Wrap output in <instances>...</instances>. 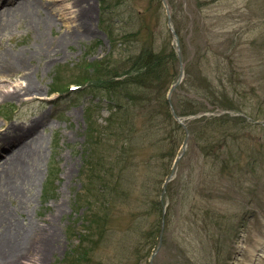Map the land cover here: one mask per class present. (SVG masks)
Returning a JSON list of instances; mask_svg holds the SVG:
<instances>
[{"label": "rangeland", "instance_id": "obj_1", "mask_svg": "<svg viewBox=\"0 0 264 264\" xmlns=\"http://www.w3.org/2000/svg\"><path fill=\"white\" fill-rule=\"evenodd\" d=\"M183 1L188 16L181 12L179 21L187 49L180 61L184 70L194 68L200 82L204 77L212 79L214 90L226 92V99L222 98L225 104L216 102L217 98L208 101V95L202 97L209 110L204 115L214 117L217 113L221 120L208 126L209 133L203 139L191 137L187 155L177 163L183 151L180 148L170 173L176 166L170 182L177 181L173 197L178 191V200L171 202L168 178L151 184L154 190L160 184L162 192L156 194L160 191L166 207L160 249V237L151 254L147 240L140 244L129 237L127 229L113 231L91 264H151L158 249L155 264H249L260 253L251 249L257 247L256 236L264 234V0ZM41 2L42 13L55 18L53 26L41 29L13 18L12 27L0 34V177L17 146L16 137L26 135L28 127L38 132L42 159L36 158L38 153L33 150L27 151L33 155L32 162L35 158L41 162L37 183H28L20 196L12 193L4 205L15 211L18 220L37 230L27 250L31 254L18 264H67L72 249L81 241H89L82 248L92 243L86 235L91 232L88 228L93 226V215L98 214L87 190V148L90 114L101 123L109 111L105 107L108 96L100 87L95 67L112 50L102 22H111L115 32L128 40L125 53L118 51L120 56L130 53L133 40L138 45L137 38L128 36L138 27L142 44L158 50L171 41L170 37L176 46L177 40L168 23V0H163V9L151 7L150 0H136L135 5L131 1L127 13L134 6L147 11L142 18H134V23L115 22L116 15L104 12L102 0ZM87 11L91 19L82 37L67 42L52 58L39 55L41 33L47 40L62 37L80 23L76 13ZM36 17L41 18V11ZM20 55L27 58L39 88L8 95L9 91H20L24 73L3 72V68ZM197 117L180 118L187 124ZM183 127L187 131L188 127ZM158 160L153 157L151 163L155 172L163 167ZM125 207L115 228L127 224L130 207ZM159 218L155 215L148 222Z\"/></svg>", "mask_w": 264, "mask_h": 264}, {"label": "trees", "instance_id": "obj_2", "mask_svg": "<svg viewBox=\"0 0 264 264\" xmlns=\"http://www.w3.org/2000/svg\"><path fill=\"white\" fill-rule=\"evenodd\" d=\"M131 1L135 5L136 0H102V5L104 12L116 15L115 22L130 20L134 23V18H142L147 11L134 6V12L131 10L129 13V10L127 13L131 9ZM171 1L173 6L168 0L170 12L180 35L181 53L185 54L186 40L180 28L179 14L182 12L183 16L188 15L184 11L183 0ZM150 6L163 9L164 3L163 0H150ZM102 27L111 40L112 50L95 67L100 87L108 96L105 107L109 111L101 123L90 114L87 148V190L94 199L92 206L98 210V214L93 215V226L88 228L91 232L88 231L86 235L91 237L92 243L89 247L82 248L89 241H81L79 247L72 249L67 264H91L101 245L109 242V235L113 231L123 232L124 229H127L129 237L136 238L139 243L147 240L152 254L161 236L165 208L159 198L160 184H157L159 187L155 190L152 186L160 179L162 182L166 181L187 137V131L173 114L168 97L172 85L180 76L178 46L171 37V41L166 42L159 50L154 45L142 44L141 28L138 27L128 35L137 38L138 45L133 40L130 53L120 56V52L125 53L129 45L125 35H118L111 27V22H106V19L102 22ZM199 78L200 75L194 68L186 67L185 78L172 95L178 116H199L187 123L190 139H203L209 133L208 126L221 120L217 113L214 117L204 115L209 110L208 103L202 102L206 101L203 98L208 95V101L217 98L216 102L222 100V103V98L226 99L225 91L217 92L213 89L212 79L204 77V82H200ZM158 151L160 154L156 155ZM153 157L163 162L160 172L153 171ZM176 183L175 179L168 183L171 202L178 200V191L173 197ZM158 190L159 196L156 194ZM123 207L131 208H128L130 216L126 215L127 224L115 228L114 225L124 214ZM154 214H159L160 218L149 223ZM119 242L122 244V240L119 239Z\"/></svg>", "mask_w": 264, "mask_h": 264}, {"label": "bare ground", "instance_id": "obj_3", "mask_svg": "<svg viewBox=\"0 0 264 264\" xmlns=\"http://www.w3.org/2000/svg\"><path fill=\"white\" fill-rule=\"evenodd\" d=\"M44 5L41 0H0V34L5 30L12 27L14 21L13 18H19L25 21L26 24L37 25L39 28L50 27L54 25L55 18L51 15L45 16L42 13ZM41 11V18L37 19L36 12ZM76 18L80 20L76 29H69L62 37L47 40L44 33H41L42 51L39 53L41 57L52 58L55 54L61 51V48L68 44L73 38H80L89 29L91 13L90 11L83 13H76ZM81 21L83 24H81ZM37 23V24H35ZM82 26H84L82 28ZM9 70L11 72H22L24 76V82L21 83L20 91H9L8 95L17 96L20 92H28L37 90L39 85L33 80L31 75L30 66H28L27 58L24 56H18L17 59L10 60L9 63L3 68V72ZM19 136V135H18ZM31 137V140L29 138ZM6 137L5 139H7ZM38 132H35L31 128H27L26 135L16 137L15 144L17 146L12 152L11 158L7 161V165L2 169L0 177V264H18L22 261V258L30 255L28 248L33 237L36 236L37 230L34 229L32 224H24L17 219L15 211H12L4 205L6 198L12 195V193L20 196L26 190L28 183L31 186L36 185L42 170L41 162L36 158L43 157L42 147L39 145ZM9 140V139H8ZM37 143L36 147L35 144ZM185 144V143H184ZM182 145V150L184 148ZM12 144H9L11 147ZM188 145V144H187ZM187 147L184 155L186 154ZM33 150L34 154H37L35 161H31L32 154L27 153L28 150ZM6 196V197H3ZM24 213V212H23ZM257 237L256 248L251 249L256 251L258 249L257 257L249 261V264H264V234ZM31 240V241H30ZM42 254V253H41ZM23 255V257H22ZM21 258V259H20ZM37 261L40 260L38 255L35 256Z\"/></svg>", "mask_w": 264, "mask_h": 264}, {"label": "water", "instance_id": "obj_4", "mask_svg": "<svg viewBox=\"0 0 264 264\" xmlns=\"http://www.w3.org/2000/svg\"><path fill=\"white\" fill-rule=\"evenodd\" d=\"M165 4L167 5L166 2H165ZM168 23H169V26H170L173 34L176 36L177 45H178V49H179V56H180V58L182 60V57H181L182 54H181L180 38H179L178 33H177L176 29H175V26H174V23H173V19H172L171 15H170V11H169V21H168ZM184 77H185V70H184L183 63H182L181 64V70H180V77H179L178 81L175 84H173V86L171 87V89L169 91L168 97H169V100H170V104H171V107H172L174 116L186 127V120L183 119V118H180L178 116V114H177V112L175 110V107L173 105V102H172V94H173L174 90L176 89V87L184 80ZM190 136H191L190 135V131L187 129V137H186V140H185L184 148H183V151L181 152V154L177 157V163L179 162L180 158L184 155L186 146H187V144H188V142L190 140ZM175 168H176V166H175ZM175 168H174L172 174L168 177L167 182H166L167 184L174 177L175 170H176ZM167 184L165 186L164 193L166 191ZM165 219H166V209L164 211V217H163V223H162V232H161V236H160V246H159V249H160V247L163 244V235H164L165 223H166V220ZM159 249L156 250V252L152 255L151 264H155L154 259H155L156 254L158 253Z\"/></svg>", "mask_w": 264, "mask_h": 264}]
</instances>
